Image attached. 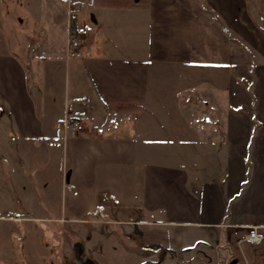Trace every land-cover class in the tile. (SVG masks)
I'll use <instances>...</instances> for the list:
<instances>
[{
	"label": "crops",
	"instance_id": "1",
	"mask_svg": "<svg viewBox=\"0 0 264 264\" xmlns=\"http://www.w3.org/2000/svg\"><path fill=\"white\" fill-rule=\"evenodd\" d=\"M33 1L41 34L27 56L39 54L32 80L47 90L4 94L18 122L16 135L4 133L14 149L0 157L21 167L41 152L68 161L58 174L28 176L40 193L30 209L63 204L50 221H73L66 215L80 210L103 234L127 221L163 225L168 237L149 243L160 248L147 255L155 264H169L177 249L180 264H264V239H246L254 226L264 235V0H76L74 10L69 0ZM61 63L65 77L84 72L85 89L71 100L54 90ZM201 88L220 123L195 122L188 100ZM66 115L84 129H63ZM6 174L11 184L26 178L24 169ZM59 188L68 197L56 202ZM104 194L127 201L129 216L119 218ZM192 245L196 253L185 254Z\"/></svg>",
	"mask_w": 264,
	"mask_h": 264
},
{
	"label": "rangeland",
	"instance_id": "2",
	"mask_svg": "<svg viewBox=\"0 0 264 264\" xmlns=\"http://www.w3.org/2000/svg\"><path fill=\"white\" fill-rule=\"evenodd\" d=\"M69 2H72L71 7L74 10L76 0H69ZM34 7L35 1L33 0H0V150L2 149L5 155L8 151L11 152L15 145L13 140L4 136V133L7 130L16 135L17 131L13 124L18 120L13 113L8 112L12 105L8 103L4 94L10 97L20 91L36 94L38 91L47 90L45 83L34 85L32 80L31 67L34 66L33 63L36 60H39V54L34 50V57L27 56L34 40L41 34L38 15ZM15 65L20 66L21 71L15 68ZM53 74L54 90L62 92V97L66 92V96H70L71 100L76 91L85 89L82 81L83 70H78L76 75L71 73L65 77V66L61 63L55 67ZM235 89L233 87L230 93L232 117L239 103V95ZM203 91L206 89L201 88L199 95L196 94L197 96L194 95L188 100L190 105L198 108L193 114L195 122L206 125L209 120L214 125L218 124L224 115L213 114L214 109L210 114L207 112L203 104L206 100L203 95L206 93ZM215 131L213 132L216 133ZM166 147L169 151L175 149V146L171 144ZM38 152H40L39 149ZM41 155L39 161L35 159L23 167L18 162H13V159L6 163L0 157V264H80V261L86 258L93 264H146L147 262L155 264L153 258L147 260V255H156L160 248L158 243H153L151 246L149 243L163 242L168 237L163 225L127 221V223L118 224L119 227L114 226L115 232L105 230L103 234L98 231V226L84 220L85 212L80 210H72V215H66V217L77 218L73 221H50L48 219L50 215L63 212V204H61L62 210L59 208L58 211H56L58 207L30 209V198L38 199L40 193L28 176L31 173H41L44 169L58 174L61 169L63 171L67 168L68 159L65 155L62 154L56 162H50L47 158L44 160L43 152ZM189 158L196 159V157ZM20 169H24L26 178L20 175L19 185L9 183L6 173H17ZM57 180V177H54V181L57 182ZM66 192L67 189L59 188L51 197H55L56 202L63 201L65 197H68V192ZM25 197L27 202L22 201ZM103 198L111 205L109 208L117 212L119 218L126 219L129 216L130 211L127 209L130 205L122 197L104 194ZM102 225L103 228L109 227L107 224ZM174 240L175 238L170 242ZM74 243L82 246L79 258L74 251ZM177 250L171 258L165 259L169 264L182 262L179 258L181 251ZM196 251L197 248L192 245L186 247L184 252L193 254Z\"/></svg>",
	"mask_w": 264,
	"mask_h": 264
},
{
	"label": "built area",
	"instance_id": "3",
	"mask_svg": "<svg viewBox=\"0 0 264 264\" xmlns=\"http://www.w3.org/2000/svg\"><path fill=\"white\" fill-rule=\"evenodd\" d=\"M68 42H69V47L71 48H77L79 45V38L77 35V29L74 26L69 27V32H68ZM74 51L71 49V54ZM62 127L63 129H70L72 131H81L84 129L83 123L76 117L66 115L64 119L62 120ZM246 239L249 243L253 245H259L262 243L264 239V235L259 233L257 231V227L254 226L249 230V232L246 235Z\"/></svg>",
	"mask_w": 264,
	"mask_h": 264
},
{
	"label": "flooded vegetation",
	"instance_id": "4",
	"mask_svg": "<svg viewBox=\"0 0 264 264\" xmlns=\"http://www.w3.org/2000/svg\"><path fill=\"white\" fill-rule=\"evenodd\" d=\"M74 251L76 253V256L79 258L80 257V252L82 251V247L79 243H74ZM80 264H93L91 260L89 259H83L80 261Z\"/></svg>",
	"mask_w": 264,
	"mask_h": 264
}]
</instances>
